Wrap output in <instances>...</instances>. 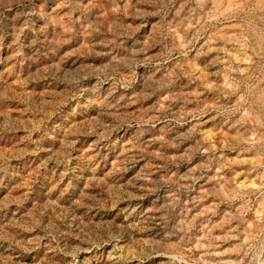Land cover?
Instances as JSON below:
<instances>
[{
  "label": "rangeland",
  "instance_id": "obj_1",
  "mask_svg": "<svg viewBox=\"0 0 264 264\" xmlns=\"http://www.w3.org/2000/svg\"><path fill=\"white\" fill-rule=\"evenodd\" d=\"M0 264H264V0H0Z\"/></svg>",
  "mask_w": 264,
  "mask_h": 264
}]
</instances>
